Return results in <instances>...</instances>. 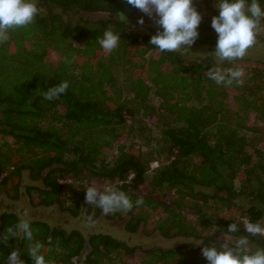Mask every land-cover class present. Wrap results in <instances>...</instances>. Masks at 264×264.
I'll list each match as a JSON object with an SVG mask.
<instances>
[{
  "label": "trees",
  "instance_id": "obj_1",
  "mask_svg": "<svg viewBox=\"0 0 264 264\" xmlns=\"http://www.w3.org/2000/svg\"><path fill=\"white\" fill-rule=\"evenodd\" d=\"M260 3L264 7V0ZM37 5L40 14L35 22L11 32L9 41L0 44V138L12 136L19 143L18 150L33 154L28 160L19 154L21 159L14 161L13 152L4 155L0 150V186L6 190L11 186L12 197H19L23 172L29 171L34 182L24 188L29 197L37 192L38 204L57 205L62 210L68 207L66 211L77 215L87 205L86 188L77 191L74 181H109L134 204L130 212L108 214L109 218L126 215L129 233L138 232L147 223V207L154 211L163 205L168 218L157 228L167 237L198 238L205 241L201 251L211 246L214 238L219 246L225 239L241 236L256 245L251 250L264 248V236H250L242 223L244 217L250 222L264 218V150L248 149L251 140L264 132V68L255 67L244 77L243 86H219L205 75L214 65L212 57L191 61L180 53H161L150 39L162 29L157 25L139 27L141 11L126 0H39ZM74 9L109 17L89 24L66 21L65 12ZM109 27L121 40L118 48L105 54L98 39ZM198 31L192 47L216 45L218 35L210 23L202 20ZM50 50L61 53L57 64L48 60ZM73 57L74 62H65ZM120 65L126 68V88L114 72ZM131 68L149 73L150 83L129 76ZM64 81L69 84L66 94L58 100L43 99V92ZM231 95L233 104L229 103ZM250 118H254L251 126ZM148 119L155 124L145 123ZM154 126L160 130L159 150L149 148L135 154L120 142L124 135L138 130L149 131L145 139L152 143ZM250 132L252 136H248ZM111 149L116 150V156L109 161L105 150ZM157 152L166 153L167 161L151 170ZM15 178L17 182H12ZM63 178L73 182L63 184ZM39 180L42 185L35 183ZM239 180L240 189L236 186ZM166 188L176 190L170 204L157 199L169 195ZM68 190L71 205L63 198ZM140 197L143 204L135 206ZM210 200L236 208L238 218L209 220ZM90 207L89 212L94 206ZM100 212L97 208L93 217ZM189 213L196 222L188 221ZM18 219L16 212H2L0 235ZM30 222L35 240L43 245L42 254L52 264H77L78 260L81 264H128L127 259L141 249L107 233L85 235L79 229L68 231L44 221ZM209 223L217 228L213 237L204 229ZM232 223H237L239 231L227 233ZM28 244L22 238L0 243V264H5L13 250L19 251L25 264H32ZM191 246L190 242L144 249L142 262L208 264ZM84 250L88 252L83 254Z\"/></svg>",
  "mask_w": 264,
  "mask_h": 264
},
{
  "label": "clouds",
  "instance_id": "obj_2",
  "mask_svg": "<svg viewBox=\"0 0 264 264\" xmlns=\"http://www.w3.org/2000/svg\"><path fill=\"white\" fill-rule=\"evenodd\" d=\"M126 3L152 18L159 29H162L151 36L150 44L155 49L161 53L191 52L192 45L199 37L198 28L203 19L194 6V0H126ZM214 6L219 15L212 17L211 27L218 39L215 51L210 53L214 65L205 75L219 86H243L244 69L222 65L243 60L249 50L255 47L258 35L264 32V7L260 0H217ZM39 14L40 8L36 0H0V44L9 41L11 32L33 24ZM120 15L127 21L123 13ZM139 24H144L143 18L139 20ZM120 40V34L109 27L98 39V43L104 51L111 52L118 48ZM74 60V57L72 60L66 58L65 62L72 63ZM68 87L67 81L51 86L43 92V99L58 100L66 94ZM85 187V202L101 209L105 215L130 212L134 207L127 194L116 187L101 188L95 183ZM143 202V197H140L135 201V206H140ZM17 216L18 222L0 235V243L7 244L11 238H22L29 242L28 256L32 264H52L42 254L43 245L34 238L31 222L27 219L28 209H18ZM242 223L244 231L250 236H264V223L250 222L247 218H243ZM238 231L237 223L230 224L227 229V233ZM249 243L247 236H241L235 241L225 239L219 246L213 243L203 247L202 255L208 264H264V248L251 250ZM5 264H25V261L21 259L19 251L13 250L6 257Z\"/></svg>",
  "mask_w": 264,
  "mask_h": 264
},
{
  "label": "rangeland",
  "instance_id": "obj_3",
  "mask_svg": "<svg viewBox=\"0 0 264 264\" xmlns=\"http://www.w3.org/2000/svg\"><path fill=\"white\" fill-rule=\"evenodd\" d=\"M37 4L39 3V0H36ZM217 0H194V6L196 9L201 13L203 19L211 24L212 17L219 15L218 10L214 6ZM45 8V7H44ZM66 21H72V23H84L89 24L90 22L96 21L100 18H107L109 17L108 14H102V13H95V12H87L82 10H72L65 12ZM143 18L144 24L140 25L139 20ZM138 26L143 27H155L156 24L154 23V20L147 15H144L143 12H141V15L138 17ZM214 30V29H213ZM215 31V30H214ZM215 44H203L200 46L191 47V52L183 54L185 58L188 60L194 61L197 59H201L204 57L211 58L212 52L215 51ZM103 53L107 54L106 51L103 50ZM213 59V58H211ZM48 60L57 64L61 60V53L55 50H50ZM213 61V60H212ZM214 62V61H213ZM228 64V63H225ZM230 67H241L245 71V76H249V73H252L253 69L255 67L257 68H264V32H261L257 37V43L254 48L249 50V54L243 59L238 60L234 62L233 64L229 65ZM164 68H167V66H164ZM123 65H120L117 68H114V72L119 78L121 84H123V87L126 88L125 82H128V80H125L123 71H124ZM168 69L170 70L171 67L168 66ZM129 76H132L134 79L137 77H142L147 83H150L149 80V73L145 74L141 71L136 70L135 68H131L129 71ZM244 76V77H245ZM129 79V77H127ZM232 95L229 98V103L233 104ZM232 107L236 108V105H233ZM237 109V108H236ZM235 109V110H236ZM234 110V111H235ZM145 120V123H149L151 125H154L155 121L150 119ZM254 124V118H250L248 120V125ZM61 127V126H59ZM246 131V130H245ZM127 132V131H126ZM125 132V133H126ZM249 132L248 130L246 131ZM149 133V131H146L144 133H139L138 130H136L131 135H124L120 142L123 145H126L127 147H130L131 150L135 154H140L143 151H148L149 148L159 150L161 148V135L159 127L154 126L152 131V139L153 142L147 141L145 139V136ZM254 134V133H253ZM248 136H252V132L248 134ZM7 143V145L2 146V144ZM251 146L248 147V149H253L255 147H258L262 150H264V132L257 136L256 139L253 141L251 140ZM19 143L16 141L15 138L12 136H6L5 138H0V150L1 153L6 155L7 153L13 152V159L14 161H19L22 155V159L28 160L29 157L33 156V154L28 153V151H20L18 150ZM166 153L164 152H157L155 157L156 160L159 161L160 165L163 163H166L167 157H165ZM105 156L106 159L109 161H112L113 158L116 156V150H105ZM104 156V158H105ZM1 157V156H0ZM256 161L255 159L253 160ZM154 163V161H152ZM152 165V164H151ZM152 167V166H151ZM12 167L8 166V171H10ZM6 175V173L4 174ZM3 175V176H4ZM240 177V176H239ZM244 181V180H243ZM12 182H17L16 178ZM22 185H21V192L19 193V197H12L11 194H13V190L11 189V186H9V189L6 190V188H3V186H0V215L4 211H11L16 212L18 209H28L29 211V217L27 219L29 220H39L44 221L48 223L51 227H62L64 229H67L68 231H71L73 229H79L81 230L85 235H90L93 233H107L110 235H113L114 237L126 241L130 245H137L140 246L141 249L137 250L134 257L127 259L128 264H143L142 260L145 258L146 254L142 252L141 250L144 249H156V248H171L175 247L182 243H190L192 244L191 249L198 250L199 253H202L200 250L202 247V244H205V241L202 242L198 238H193L190 236L187 237H181V236H173V237H167L162 234L161 229L157 228L158 223H164L167 221L168 214L163 209V205L158 207L156 210H151V208L147 207V223L142 224L139 228V231L136 233H129L126 230V222L128 218L126 215H123V217L115 216L114 218H109L108 214H103L102 210L99 213L98 216L93 217L94 213L97 211V207H92L91 205L87 204L84 209L79 212L77 215H75L73 212L66 211L65 209H68L66 207L65 209L59 208L57 205L53 206H45L38 204L39 195L37 192H33V196H28L26 191L24 190L25 186L28 184H34L33 179L30 177L29 171L23 172L22 175ZM38 185H42V180H39L38 182H35ZM87 183V184H86ZM92 183H95L97 186L103 188L105 186H113V183L109 181H105L103 183H100L98 180L95 179H86L84 182H75L72 184L74 185L75 189L78 191L80 188H86V185H90ZM242 183L239 181L236 182V186L241 188ZM80 187V188H79ZM176 191V190H175ZM175 191H169L167 188L165 189V193H169L166 198H157L162 203L170 204V201L176 197ZM213 191V188L209 190V193ZM215 191V188H214ZM72 193L70 190L67 191L65 195H63V198L67 199L68 203H71V200L68 198L69 195ZM210 216H208L210 219H217L218 217H222L225 219L233 218L236 219L239 216V211L236 208H228L227 206H224L216 202L215 200H210ZM190 203V201L188 202ZM242 204L245 202L242 201ZM71 205V204H70ZM68 205V206H70ZM190 207V206H189ZM240 210V207H237ZM189 216V217H188ZM187 219L188 221H195V216H192L190 213L188 214ZM196 222V221H195ZM169 224H172V222H168ZM261 223H264V218L261 220ZM216 226L212 225V223H209L208 226H206V235H210L213 237L215 235V231L217 228ZM223 238V236H220ZM219 237V238H220ZM217 238L216 240H219ZM225 238V237H224ZM215 239V238H214ZM214 239L212 240V243L214 242ZM236 239L233 238L232 241H235ZM253 247H256V245H251L249 243V248L252 249ZM192 251V250H190ZM88 251L84 250L83 254H86ZM201 258V256H200ZM77 264H81V262L78 260L76 262Z\"/></svg>",
  "mask_w": 264,
  "mask_h": 264
},
{
  "label": "built area",
  "instance_id": "obj_4",
  "mask_svg": "<svg viewBox=\"0 0 264 264\" xmlns=\"http://www.w3.org/2000/svg\"><path fill=\"white\" fill-rule=\"evenodd\" d=\"M174 157H172L170 160H172ZM152 167H151V170H154L156 168H158L160 166V163L158 160H155L154 163H151ZM133 175L130 176V178L132 177ZM60 182L63 183V184H71L73 181L71 178H63V179H60ZM245 218V217H244Z\"/></svg>",
  "mask_w": 264,
  "mask_h": 264
}]
</instances>
